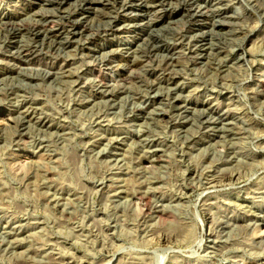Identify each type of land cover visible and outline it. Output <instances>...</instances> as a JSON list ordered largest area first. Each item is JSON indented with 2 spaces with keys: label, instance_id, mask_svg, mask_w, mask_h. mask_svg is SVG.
Returning a JSON list of instances; mask_svg holds the SVG:
<instances>
[{
  "label": "rangeland",
  "instance_id": "obj_1",
  "mask_svg": "<svg viewBox=\"0 0 264 264\" xmlns=\"http://www.w3.org/2000/svg\"><path fill=\"white\" fill-rule=\"evenodd\" d=\"M86 1L0 0V264H264V0Z\"/></svg>",
  "mask_w": 264,
  "mask_h": 264
},
{
  "label": "bare ground",
  "instance_id": "obj_2",
  "mask_svg": "<svg viewBox=\"0 0 264 264\" xmlns=\"http://www.w3.org/2000/svg\"><path fill=\"white\" fill-rule=\"evenodd\" d=\"M29 1V0H28ZM105 1V0H104ZM251 1V0H250ZM79 2V1H78ZM101 2V1H100ZM131 2V1H130ZM172 2V1H171ZM254 2V1H253ZM102 3V2H101ZM117 3V2H116ZM135 3V2H134ZM56 4H57V6H59V5H61L62 3H61V1H58V2H56ZM81 4V3H80ZM97 3L95 2V1H93V0H88V1H86V4L84 5V6H86L87 7V11L89 12V11H91V10H93V9H95V5H96ZM131 4V3H130ZM172 4V3H171ZM145 6V5H144ZM198 6V5H197ZM121 7V6H120ZM210 7V6H209ZM55 8V7H54ZM62 8V7H61ZM64 8V7H63ZM81 8V7H80ZM161 9V8H160ZM219 9V8H218ZM205 10V9H204ZM67 11V10H66ZM85 11V10H84ZM135 11V10H134ZM96 12V11H95ZM151 12V11H150ZM20 13V12H19ZM23 13V12H22ZM44 13V12H43ZM42 13V14H43ZM47 13V12H46ZM45 13V14H46ZM98 13V12H97ZM107 13V12H106ZM123 13V12H122ZM134 13V12H133ZM137 13V12H136ZM141 13V12H140ZM157 13V12H156ZM93 14H94V11H93ZM100 14V13H99ZM104 14V13H103ZM182 14V13H181ZM197 14V13H196ZM203 14V13H202ZM87 15V14H86ZM105 15V14H104ZM128 15V14H127ZM262 15V14H261ZM43 16V15H42ZM148 16V15H147ZM68 17V16H67ZM97 17V16H96ZM62 18V17H61ZM75 18V17H74ZM98 18V17H97ZM152 19V18H151ZM154 19V18H153ZM156 19V18H155ZM158 19V18H157ZM13 20V19H12ZM48 20V19H47ZM197 20V19H196ZM2 21V20H1ZM9 21V20H8ZM72 21H74V20H72ZM102 21V20H101ZM105 21V20H104ZM70 21L68 20V19H66V22L64 23V24H68ZM147 22H149V21H147ZM2 23H5V21L4 22H2ZM8 23V22H7ZM10 23V22H9ZM8 23V24H9ZM15 23V22H14ZM74 23V22H73ZM141 23V22H140ZM145 23V22H144ZM196 23V22H195ZM215 23V22H214ZM213 23V24H214ZM13 24V23H12ZM63 24V25H64ZM71 24V23H70ZM142 24V23H141ZM216 24V23H215ZM24 26V25H23ZM54 26V25H53ZM69 26V28H70V30H67V27L66 26H61V25H57V28L56 29H52L51 31H47V29L44 31V33H47L48 35H52V36H57V35H61V34H65V32H66V30L68 31L67 33L69 34V35H71V36H75L76 34H80V33H82L83 34V32H85L86 31V28H85V26H83L82 24L81 25H79V24H71V25H68ZM124 26H125V24H124ZM118 27V26H117ZM3 28V27H2ZM19 28V27H18ZM1 29V28H0ZM6 29H7V27H6ZM10 30V29H9ZM95 30V29H94ZM31 31L34 33H36L37 32V26L36 25H34L33 27H31ZM114 31V30H113ZM9 32V31H8ZM29 32V31H28ZM89 32H90V30H89ZM230 32V31H229ZM14 34V33H13ZM26 34V33H25ZM86 34V33H85ZM91 34V33H90ZM34 35H36V34H34ZM45 35V34H44ZM89 35V34H88ZM92 35V34H91ZM90 35V36H91ZM186 36V35H185ZM42 37V36H41ZM59 37V36H58ZM30 38V37H29ZM153 38V37H152ZM51 39V38H50ZM78 39V38H77ZM143 39V38H142ZM74 40V39H73ZM10 41V40H9ZM41 41V40H40ZM175 41V40H174ZM20 42V41H19ZM29 42V41H28ZM140 42V41H139ZM185 42V41H184ZM34 43V42H33ZM37 43H38V41H37ZM146 44V43H145ZM151 45V44H150ZM185 45V44H184ZM57 46V45H56ZM138 46V45H137ZM157 46V45H156ZM206 46H207V44H206ZM42 47V46H41ZM80 47V46H79ZM140 47V46H139ZM16 49V48H15ZM20 48H18V50H19ZM44 49V48H43ZM111 49V48H110ZM134 49V48H133ZM9 50V49H8ZM70 50V49H69ZM132 50V49H131ZM147 50V49H146ZM17 51V50H16ZM30 51V49H25V48H23V49H20L19 50V52L15 55L16 56V58L18 59V61L19 62H29L30 61V57H28V56H30V54L29 55H26V54H28V53H30L29 52ZM33 51V50H32ZM31 51V52H32ZM105 51V50H104ZM103 51V52H104ZM115 51H117V50H114V52ZM121 51V50H120ZM134 51V50H133ZM141 51V50H140ZM212 51V50H211ZM128 52V51H127ZM130 52V51H129ZM194 52V51H193ZM196 52V51H195ZM8 53H9V51H8ZM11 53H12V51H11ZM65 53V52H64ZM82 53V52H81ZM84 53V52H83ZM86 53V52H85ZM88 53V52H87ZM183 53V52H182ZM198 53V52H197ZM2 54V53H1ZM14 54V53H13ZM37 54V53H36ZM56 54V53H55ZM62 54V53H61ZM61 54H60V56H61ZM123 54V53H122ZM135 54V53H134ZM153 54V53H152ZM65 55V54H64ZM179 55V54H178ZM33 56V55H32ZM31 56V57H32ZM135 56V55H134ZM136 56H137V54H136ZM148 56V55H147ZM43 57V56H42ZM184 57V56H183ZM253 57V56H252ZM105 58V57H104ZM103 58V59H104ZM136 58V57H135ZM179 58V57H178ZM205 58V57H204ZM85 59V58H84ZM133 59V58H132ZM131 59V60H132ZM141 59V58H140ZM190 59V58H189ZM53 60V59H52ZM96 60V59H95ZM94 60V61H95ZM177 60V59H176ZM93 61V62H94ZM133 61V60H132ZM170 61V60H169ZM207 61H208V59H207ZM123 62V61H122ZM121 62V63H122ZM177 62H179V61H177ZM9 63V62H8ZM11 63V62H10ZM13 63V62H12ZM18 63V62H17ZM14 64H16V63H14ZM24 64V63H23ZM96 64H97V62H96ZM101 64V63H100ZM103 64V63H102ZM11 65V64H10ZM27 65V64H26ZM103 65H108V66H110L111 67V65L110 64H108V62H106V63H104ZM127 65V64H126ZM17 66H18V64H17ZM23 66V65H22ZM95 66H97V65H95ZM94 66V67H95ZM99 66V65H98ZM122 66V65H121ZM160 66V65H159ZM27 67H29V66H27ZM99 67H101V66H99ZM109 67V68H110ZM135 67H137V65L136 64H130L129 65V69L128 70H133ZM147 67V66H146ZM33 68V67H32ZM105 68V67H104ZM158 68V67H157ZM16 69V68H15ZM19 69H21L22 70V68H19ZM24 69V68H23ZM99 69V68H98ZM101 69H102V67H101ZM111 70V69H110ZM170 70V69H169ZM169 70H167V71H169ZM17 71V70H16ZM24 71H25V69H24ZM23 71V72H24ZM55 72H56V70H54ZM53 71V72H54ZM22 72V71H21ZM26 72V71H25ZM88 72V71H87ZM116 72V71H115ZM120 72V71H119ZM118 72V73H119ZM134 72H136V70L134 71ZM160 72V71H159ZM37 73V72H36ZM65 73V72H64ZM117 73V72H116ZM128 73H130V72H128ZM93 74V73H92ZM141 74V73H140ZM27 75V74H26ZM124 76H126V75H124L123 73L122 74H120V76L119 77H124ZM131 76H133V75H131ZM44 77V76H43ZM96 78V77H95ZM127 78V77H126ZM125 78V79H126ZM139 78V77H138ZM124 79V80H125ZM54 80V79H53ZM68 80V79H67ZM79 80V79H78ZM80 80H81V78H80ZM84 80V79H83ZM92 80V79H91ZM100 80V79H99ZM139 80V79H138ZM110 81V80H109ZM114 81V80H113ZM134 82V81H133ZM146 82V81H145ZM169 82V81H168ZM123 83V82H122ZM99 84V83H98ZM108 84V83H107ZM79 86V85H78ZM102 89V88H101ZM257 89V88H256ZM106 91V90H105ZM97 92V91H96ZM101 92V91H100ZM103 92V91H102ZM114 93V92H113ZM261 94V93H260ZM100 95V94H99ZM9 97V96H8ZM169 97V96H168ZM110 98V97H109ZM174 99V98H173ZM159 100V99H158ZM165 102V101H164ZM5 103V102H4ZM201 103V102H200ZM215 107V106H214ZM228 109V108H227ZM39 110V109H38ZM27 112V111H26ZM161 113V112H160ZM24 114V113H23ZM10 116V115H9ZM16 116H14V118H15ZM147 117V116H146ZM28 125V124H27ZM54 125V124H53ZM217 127V126H216ZM118 128V127H117ZM203 128V127H202ZM227 128V127H226ZM183 129V128H182ZM14 130V129H13ZM231 130V129H230ZM2 131V130H1ZM231 132V131H230ZM224 134V133H223ZM3 136V135H2ZM219 136V135H218ZM26 137V136H25ZM20 140V139H19ZM197 142V141H196ZM200 142V141H199ZM262 143H263V141H262ZM100 144V143H99ZM224 151V150H223ZM163 156V155H162ZM222 175V174H221ZM225 179V178H224ZM210 180V179H209ZM237 180V179H236ZM227 181V180H226ZM218 182V181H217ZM145 199V198H144ZM137 201V200H136ZM237 203V202H236ZM251 203V202H250ZM242 204H244V203H242ZM240 205V204H239ZM245 208V207H244ZM248 208V207H247ZM251 210V209H250ZM249 210V211H250ZM253 212V211H252ZM253 219V218H252ZM15 224V223H14ZM139 262V261H138ZM143 262V261H142Z\"/></svg>",
  "mask_w": 264,
  "mask_h": 264
}]
</instances>
